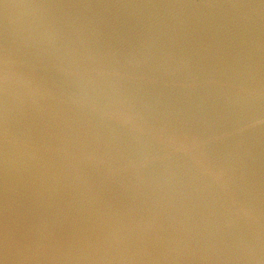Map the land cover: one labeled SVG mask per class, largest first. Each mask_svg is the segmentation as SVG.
Masks as SVG:
<instances>
[{
  "label": "water",
  "instance_id": "water-1",
  "mask_svg": "<svg viewBox=\"0 0 264 264\" xmlns=\"http://www.w3.org/2000/svg\"><path fill=\"white\" fill-rule=\"evenodd\" d=\"M0 264H264V0H0Z\"/></svg>",
  "mask_w": 264,
  "mask_h": 264
}]
</instances>
